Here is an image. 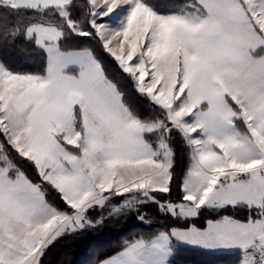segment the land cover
I'll list each match as a JSON object with an SVG mask.
<instances>
[{"label":"snow or ice","instance_id":"snow-or-ice-1","mask_svg":"<svg viewBox=\"0 0 264 264\" xmlns=\"http://www.w3.org/2000/svg\"><path fill=\"white\" fill-rule=\"evenodd\" d=\"M29 3L0 0L13 8ZM70 4L36 0L34 6L58 9L68 28L90 35L68 16ZM122 4L130 5V14L121 29L97 23V16ZM191 7L162 15L144 0H89V22L105 49L139 91L166 110V121L133 113L103 65L86 52L58 50L62 25L27 28L50 56L44 74L0 66V264H41L58 235L77 222L92 223L82 213L103 204L106 192H171L175 151L164 140L152 149L144 135L172 127L183 133L192 159L183 200L168 203L173 214L194 216L206 204L238 202L257 209L254 219L223 217L206 229L192 224L172 235L196 237L206 246L255 248L264 256V0H192ZM72 64L79 65L78 76L65 71ZM5 141L76 214L47 202L41 184L8 155ZM143 247L137 240L126 251L134 258ZM241 264L258 260L247 255Z\"/></svg>","mask_w":264,"mask_h":264},{"label":"trees","instance_id":"trees-1","mask_svg":"<svg viewBox=\"0 0 264 264\" xmlns=\"http://www.w3.org/2000/svg\"><path fill=\"white\" fill-rule=\"evenodd\" d=\"M149 6L163 13L191 12L192 0H144ZM71 19L82 21L84 30L90 35L78 34L67 27L66 21L55 8L11 7L0 5V60L10 70L19 73L44 74L48 64L47 51L36 43L34 37H28L26 30L33 24L56 23L63 26L64 35L59 39L61 50L90 49L103 65L107 77L123 93V102L133 113L143 120L158 117L159 106L137 88L134 78L127 73L116 59L105 49L90 24L89 1L72 0L67 7ZM85 15V18L83 16ZM237 123L243 127L242 121ZM180 131L170 142L177 154L172 168V191L163 193L161 201L181 202L183 192L181 184L185 174L184 158L187 144ZM153 133H145L144 138L155 147ZM0 139H3L0 136ZM8 155L35 183H40L48 202L60 210H71L61 198V193L50 183L41 181L35 165L18 153L5 141ZM188 163V162H187ZM199 209V214L181 217L160 209V200H150L127 213L118 216H106L100 222L77 230L67 231L53 240L45 249L41 264H99L106 258L118 253L136 239H149L161 230L173 226L189 227L195 224L202 227L208 219L221 218L224 215L247 220L257 217V209L246 204L228 205L207 210ZM98 219L99 215H94ZM144 219H150L146 222ZM237 255V254H236ZM234 260L226 253L213 252L198 247L175 243L174 253L168 264H230Z\"/></svg>","mask_w":264,"mask_h":264},{"label":"rangeland","instance_id":"rangeland-1","mask_svg":"<svg viewBox=\"0 0 264 264\" xmlns=\"http://www.w3.org/2000/svg\"><path fill=\"white\" fill-rule=\"evenodd\" d=\"M11 2L14 3V0H11ZM71 2H72V0H71ZM20 7H33V6H26V5L22 6L21 5ZM34 8H44V7H34ZM155 11L157 13H159V14H162V15L184 14L185 13V12H183V13H176V12H174V13H163V12H159L157 10H155ZM67 14H68V9H67ZM89 14H90V19H92L90 12H89ZM129 14H130V5L122 4L121 6L117 7L115 10H113L112 12L108 13V15H106V16H97L96 20H97V23L104 24L109 30H118V29H121L125 25L126 18L128 17ZM83 18H85V15L83 16ZM39 24H41V23H39ZM94 32L98 36V34H97L95 29H94ZM32 37L35 38L36 43H37V37L35 35H33ZM99 39L101 40L100 37H99ZM101 42H102V40H101ZM38 45L43 47L46 50V45H43V44H38ZM57 48H58V50H60L62 52H65V53H67V52H86L88 54V56L95 58V56L92 53V50H90V49L61 50V48L59 47V40H58ZM47 54H48V61H49L50 53L47 51ZM95 60L98 61L96 58H95ZM134 60H135V58H134ZM129 63H132V62H129ZM0 66H3L6 70L11 71L13 73H19V72H15V71H12V70L8 69L2 63L1 60H0ZM47 66H48V64H47ZM120 66H121V64H120ZM68 68H70V69L67 70L68 74L76 75V74H74V72L79 70V65L72 64ZM21 74H34V73H21ZM145 79L147 80L148 78L146 77ZM135 82H136V85H137V81L136 80H135ZM137 88H138V85H137ZM143 94H145V93H143ZM145 95L148 98L151 99V97L148 94H145ZM154 103L157 104L155 101H154ZM158 106L160 108V110H159L160 113L157 114L158 117H155V118H153L151 120L159 119V120H165L166 121L167 120L166 110L163 109L162 106H160V105H158ZM188 119H189V121H191L192 119H194V117H189ZM177 130H179V129H177L175 127H172L170 132L166 131L163 128L157 129L156 131L151 132V133L154 134L153 136H154V139H155V144H154L155 147H153L151 145L153 147V149L154 150H159V145H160V142L162 140L166 141L170 145V142L173 139L176 138V136L174 134H176ZM181 134L183 135V133L180 131L179 135H181ZM182 137H184V135ZM184 140H185V137H184ZM184 142L186 143V140ZM150 144H151V142H150ZM187 146L188 147H186L187 150L185 152L186 158H184L185 174H184L183 181H182V184H181V191L183 192V197L185 195L184 184H185L186 176H187V174L189 172V169H190V166L192 164V159H191V155H190L191 148H190V146L188 144H187ZM2 154L3 153H0V155H2ZM174 161H175V163H174V165H175L176 161H177V154L176 153H175V156H174ZM174 165H173V167H174ZM162 194L163 193H161V192L152 191V190H148L147 192L145 190H134L132 192L124 193L122 195L106 192L104 195L107 198L104 200L103 204L94 202V203L91 204V206L87 207L85 212L82 213V215L85 218V220L92 222V223H85L83 227H86V226H89V225L91 226L93 224H96L97 222H100L106 216H118L120 214L127 213L130 210L137 208L138 205H140V204H142L144 202L150 201V200H157V201L160 200V209L163 210V212L167 211V212H170V213L173 214V212L171 210H169V207H168V203L170 201H161V197L163 196ZM153 197L155 199H153ZM48 203L50 205H52L55 209L57 208L56 206H54L50 202H48ZM171 203L176 204V203H179V202H171ZM67 204L70 206L69 203H67ZM237 204H246V205H248L245 202H238L235 205H237ZM228 205H233V204H224V205H220V204L208 205V204H206L204 207L208 208L207 210L211 209V211H212V209H213V211H214V209L217 208V207H223V206H228ZM57 209H59V208H57ZM61 212L68 213L69 215H73V214L77 213V210L71 207V210H61ZM94 215H99L100 217L98 219H95ZM174 215H178V214H174ZM178 216H181V217H192V216L186 215V214L185 215H178ZM194 216H196V215H194ZM223 217L234 218L233 216H229V215H224L221 218H223ZM221 218L208 219L204 226L199 227V226L196 225V227L198 229H206L209 226V223H208L209 221H217V220H220ZM250 218L254 219L256 217H250ZM234 219L237 220V221H247V220H249V219L240 220V219H236V218H234ZM144 220L146 222H150V221H147V220H150V219H144ZM83 227H80L79 226V222H77V226H76L75 229L69 228V229L65 230L63 233H65L67 231L77 230V229H80V228H83ZM182 228H188V227L173 226L170 229L161 230V231L157 232V234H155L154 236H152L149 239H136L135 241L143 240L144 241V247L137 252V254H136V256L134 258L126 251V249H129V246L131 244H133L135 241H133L132 243H130L129 245L124 247L118 253L106 258L103 261L107 262V264H168V260L172 257V255L174 253L175 243L189 245V246H193V247H198V248H202V249L213 251V252L226 253L228 258H231V259L234 260L230 264H241V262L245 259V257L247 255H255L257 260H258V264H259V261L264 260V256H262L259 253L258 249H255V248H249V249L246 250L245 248H243L241 246H224V245L206 246V245H204L202 243L196 242V240H197L196 237L179 238V237H177L175 235H172V230L173 229H182ZM62 234H60V235H62ZM164 234H168V235L165 236ZM60 235H58V236H60ZM99 264H101V262Z\"/></svg>","mask_w":264,"mask_h":264},{"label":"crops","instance_id":"crops-1","mask_svg":"<svg viewBox=\"0 0 264 264\" xmlns=\"http://www.w3.org/2000/svg\"><path fill=\"white\" fill-rule=\"evenodd\" d=\"M16 2V0H14V3ZM35 3H36V0H32V3H29V4H25L26 6H33V7H41V6H34L35 5ZM25 5H22V6H25ZM68 69H70V68H67L65 71L68 73ZM79 71H80V68H79V70H77L76 72H74V74H76V76H78L79 75ZM149 143V142H148ZM150 144V143H149ZM151 145V144H150ZM152 147V146H151ZM152 149H153V147H152ZM57 209V208H56ZM58 211H60L61 212V210H59V209H57Z\"/></svg>","mask_w":264,"mask_h":264}]
</instances>
